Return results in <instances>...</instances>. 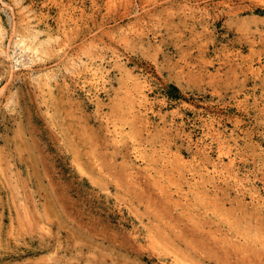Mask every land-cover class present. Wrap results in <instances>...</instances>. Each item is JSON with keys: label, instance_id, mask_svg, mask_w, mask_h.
<instances>
[{"label": "rangeland", "instance_id": "rangeland-1", "mask_svg": "<svg viewBox=\"0 0 264 264\" xmlns=\"http://www.w3.org/2000/svg\"><path fill=\"white\" fill-rule=\"evenodd\" d=\"M0 26V264H264V0H0Z\"/></svg>", "mask_w": 264, "mask_h": 264}, {"label": "bare ground", "instance_id": "bare-ground-1", "mask_svg": "<svg viewBox=\"0 0 264 264\" xmlns=\"http://www.w3.org/2000/svg\"><path fill=\"white\" fill-rule=\"evenodd\" d=\"M0 27H1V26H0ZM0 29H1V28H0ZM1 31H2V30H1ZM32 34H33V32H30V33H28L25 37H23V38L20 39L19 42L24 46V49H25V48H33V45H32L33 42L31 41L33 38H32L31 40H29L30 37H32L35 33H34L33 35H32ZM35 35H36V34H35ZM34 38H35V37H34ZM19 42H18V43H19ZM40 42H41V41H40ZM38 44H39V43H38ZM40 44H41V43H40ZM39 47H40V46H39ZM36 48H37V46H36ZM34 50H35V49H34ZM37 51H38V50H37Z\"/></svg>", "mask_w": 264, "mask_h": 264}]
</instances>
